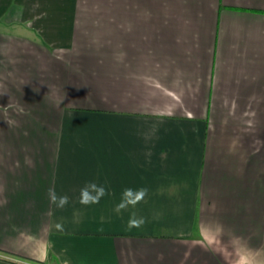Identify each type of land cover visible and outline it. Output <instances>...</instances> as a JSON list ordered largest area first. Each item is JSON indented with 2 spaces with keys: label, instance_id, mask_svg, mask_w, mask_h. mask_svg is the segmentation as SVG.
I'll return each mask as SVG.
<instances>
[{
  "label": "crops",
  "instance_id": "0c3cea01",
  "mask_svg": "<svg viewBox=\"0 0 264 264\" xmlns=\"http://www.w3.org/2000/svg\"><path fill=\"white\" fill-rule=\"evenodd\" d=\"M0 80V264H264V0H0Z\"/></svg>",
  "mask_w": 264,
  "mask_h": 264
},
{
  "label": "clouds",
  "instance_id": "9594fccd",
  "mask_svg": "<svg viewBox=\"0 0 264 264\" xmlns=\"http://www.w3.org/2000/svg\"><path fill=\"white\" fill-rule=\"evenodd\" d=\"M147 192L148 190L146 188H140L137 190L125 188L122 193V198L114 210L117 213H122L129 207L135 208L138 203L145 199ZM47 194L50 205L57 208H63L69 203V197L67 195H59L54 187L49 188ZM107 194V189L103 185H98L95 182H89L80 190L79 202L83 205L98 204ZM145 222L144 217H137L135 213H132L127 222V227L129 229L140 228Z\"/></svg>",
  "mask_w": 264,
  "mask_h": 264
},
{
  "label": "rangeland",
  "instance_id": "374dc122",
  "mask_svg": "<svg viewBox=\"0 0 264 264\" xmlns=\"http://www.w3.org/2000/svg\"><path fill=\"white\" fill-rule=\"evenodd\" d=\"M2 85H3L2 81L0 80V88H2ZM0 94H1V89H0ZM25 110L26 109H22V108L13 109L11 107H5L4 104L0 102V132L7 130L12 131L17 127L19 128L16 131L19 130L22 131V129L24 128L26 129L27 126L22 124V121H25L24 119ZM19 118H22L23 120ZM19 120L21 121V125H19L20 124Z\"/></svg>",
  "mask_w": 264,
  "mask_h": 264
}]
</instances>
